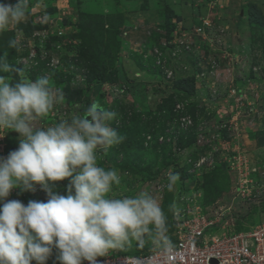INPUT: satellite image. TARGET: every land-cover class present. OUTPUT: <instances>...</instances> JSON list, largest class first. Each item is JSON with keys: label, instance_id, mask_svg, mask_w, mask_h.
I'll list each match as a JSON object with an SVG mask.
<instances>
[{"label": "rangeland", "instance_id": "obj_1", "mask_svg": "<svg viewBox=\"0 0 264 264\" xmlns=\"http://www.w3.org/2000/svg\"><path fill=\"white\" fill-rule=\"evenodd\" d=\"M3 53L33 80L50 75L63 92L40 126L93 101L117 113L111 126L125 139L98 162L120 174L115 194L156 196L173 242L177 223L194 215L214 221L213 230L236 231L264 217V0H29L24 20L0 34ZM18 138L11 130L0 136V157ZM172 171L180 175L175 190L161 192ZM67 184L53 182V191L66 195ZM7 200L26 205L47 194L17 188ZM153 246L133 241L111 253ZM54 263L55 251L46 264Z\"/></svg>", "mask_w": 264, "mask_h": 264}, {"label": "clouds", "instance_id": "obj_2", "mask_svg": "<svg viewBox=\"0 0 264 264\" xmlns=\"http://www.w3.org/2000/svg\"><path fill=\"white\" fill-rule=\"evenodd\" d=\"M28 3H0V34L24 20ZM8 46L17 48V41ZM12 72L18 79L10 82L3 73ZM63 101L50 75L33 80L0 54V131L19 134L18 148L0 157V264H46L54 251L59 264H100L98 257L126 250L133 241L151 240L165 254L174 250L156 196L144 190L115 194L120 174L98 162L125 139L111 126L117 113L93 101L82 114L40 126ZM65 179L66 195L54 192L53 182ZM179 179L178 172H168L160 191L173 192ZM37 186L46 202L7 200L13 189L34 192ZM169 211L179 216L175 202Z\"/></svg>", "mask_w": 264, "mask_h": 264}, {"label": "built area", "instance_id": "obj_3", "mask_svg": "<svg viewBox=\"0 0 264 264\" xmlns=\"http://www.w3.org/2000/svg\"><path fill=\"white\" fill-rule=\"evenodd\" d=\"M204 215H194L186 223H177L174 250L165 254L153 246L135 253H110L98 257L100 264H264V217L247 230H213ZM84 264H88L84 261Z\"/></svg>", "mask_w": 264, "mask_h": 264}, {"label": "trees", "instance_id": "obj_4", "mask_svg": "<svg viewBox=\"0 0 264 264\" xmlns=\"http://www.w3.org/2000/svg\"><path fill=\"white\" fill-rule=\"evenodd\" d=\"M170 115H172V113H170ZM136 251H132V253H135ZM55 264V263H54Z\"/></svg>", "mask_w": 264, "mask_h": 264}]
</instances>
